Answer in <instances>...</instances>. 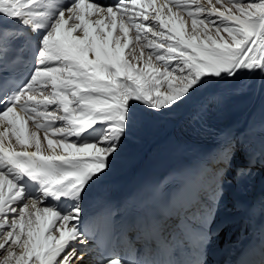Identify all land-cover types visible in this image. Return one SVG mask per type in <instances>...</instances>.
<instances>
[{
  "label": "snow or ice",
  "instance_id": "6c2138e0",
  "mask_svg": "<svg viewBox=\"0 0 264 264\" xmlns=\"http://www.w3.org/2000/svg\"><path fill=\"white\" fill-rule=\"evenodd\" d=\"M0 20L34 34L23 83L0 75V264H88L95 232L85 202L141 112L163 116L213 82L264 77V0H0ZM7 50L0 38V73L11 71ZM233 154L226 144V167ZM219 195L193 214L201 228L191 258L122 255L123 232L105 221L113 247L98 264H206ZM148 227L166 230L160 220ZM176 232L167 234L169 253L183 243L180 224Z\"/></svg>",
  "mask_w": 264,
  "mask_h": 264
},
{
  "label": "bare ground",
  "instance_id": "6f19581e",
  "mask_svg": "<svg viewBox=\"0 0 264 264\" xmlns=\"http://www.w3.org/2000/svg\"><path fill=\"white\" fill-rule=\"evenodd\" d=\"M160 2H163V0H158V3ZM198 2H203L201 4L206 6L207 0H198ZM182 15H184L186 20V28L190 30L191 22H188L190 17L186 15V12L182 13ZM132 47L133 46L130 45V49ZM130 49L127 51H130ZM148 51H151V49H145V53ZM137 52H139L138 48ZM128 58L130 59L131 56ZM263 80L264 77H261L260 75L246 74L240 79L233 78L230 80L213 82L207 88L198 93L192 101L180 108H177L175 111L168 112L163 116L153 115L150 112L142 111L141 119L132 130V133L136 136H140L143 140L136 148H130L129 151L122 152L121 157L114 163L112 171L107 178L120 176L122 172H126L131 165H137L145 152H150L158 144L169 145L173 139L195 138L197 136L196 131L200 127L201 119L204 118L202 107H204V104L208 101H213L218 104L219 107L226 108L229 106L233 107L234 104H241V102L245 99V103H252V107L243 115L244 121L249 120L251 118L249 115L252 113L257 101L263 98ZM257 82H259L258 86H256ZM247 86H249L250 89L245 92L246 95H244V89H246ZM186 116L196 118L192 122L193 125L188 127L183 123ZM236 122L237 121H235V123ZM236 128L241 129V125L236 126ZM236 128L234 127L231 130V133H234L236 137L240 138ZM32 131H34V129L32 127H28L29 134ZM40 135L42 136L41 133ZM221 139V136L214 134L210 143L212 145L220 143ZM129 143V145L136 144L132 141H129ZM125 148L126 147L124 146L123 150ZM243 155L244 151L235 152V155L232 158L233 163L241 160Z\"/></svg>",
  "mask_w": 264,
  "mask_h": 264
},
{
  "label": "rangeland",
  "instance_id": "374dc122",
  "mask_svg": "<svg viewBox=\"0 0 264 264\" xmlns=\"http://www.w3.org/2000/svg\"><path fill=\"white\" fill-rule=\"evenodd\" d=\"M201 3H203V2H201ZM203 5H204V4H203ZM206 5H207V2H206ZM188 20H189L188 22L190 23V22H191V18L188 19ZM146 51H147V50H146ZM257 76H259V74H257ZM250 78H251V77H250ZM258 85H259V82H257V85H256V86H258ZM243 89H244V88H243ZM249 89H250L249 86H247V88L244 89V95H246L245 92L249 91Z\"/></svg>",
  "mask_w": 264,
  "mask_h": 264
}]
</instances>
